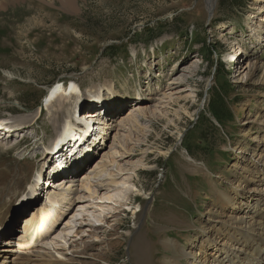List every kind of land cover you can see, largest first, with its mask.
I'll return each mask as SVG.
<instances>
[{"label": "rangeland", "instance_id": "obj_1", "mask_svg": "<svg viewBox=\"0 0 264 264\" xmlns=\"http://www.w3.org/2000/svg\"><path fill=\"white\" fill-rule=\"evenodd\" d=\"M27 1L0 9V119L25 127L17 138L10 137L15 131L5 132L8 135L5 141L10 144L6 147L0 144V184L20 165L29 175L13 203L15 217L8 229L13 228L12 239L9 247H4L9 249L4 264L16 263L12 262L14 250L22 251L18 248L23 246L24 237L18 226L31 210H26V205L33 202L28 199V190L44 167L41 165L44 150L52 152L50 149L56 144L50 146L56 125L64 117L62 113L58 116L56 107L48 113L42 106L47 89L57 82L74 81L83 94L114 84L116 97L112 101L117 104L97 105L86 95L81 98V102L85 100L82 117L85 112L100 108L101 115L110 117L113 123L99 149L93 147L98 153L93 159L96 161L103 150H109L117 132L115 125L136 104L137 90L148 94V100L139 102L145 107L157 104L163 92L192 90V97L180 101L188 115L180 113L179 136L172 125L156 117L151 122L141 121L142 127L147 125L144 143L133 145L126 137L117 135V150L120 153L129 150L120 163L144 158L148 167L138 170L137 177L132 178L140 192L127 191L133 210L126 208L119 214L120 225L115 235L121 238L109 254V264H131L130 248L137 236L143 237V243L153 244L154 239L146 232L153 227L155 212L157 224L165 225L171 217L180 222V229L185 227L179 231L172 226L166 228L169 237L191 238L194 243L204 241L201 228H197L207 221V212L213 208L205 174L220 183L221 189H230L231 185L221 175L236 173L234 165H242L238 157L254 163L261 159L258 154L264 144V2L216 0L210 13L205 0H75V12L63 11L57 3L53 6L51 0ZM259 18L263 30L255 38L248 27ZM236 47H241V55L233 64L226 56ZM244 66L247 69L242 72ZM188 94L183 92L181 96ZM102 98L110 100L105 91ZM212 107L219 110L220 120L211 112ZM36 111L39 114L33 119ZM95 121L91 126L95 127ZM87 122L80 124L81 129H85ZM126 127L131 128L128 124ZM91 131L96 132L92 128ZM119 134H124L123 129H119ZM129 136L141 134L132 129ZM76 147L64 149L65 154ZM157 150L168 154L162 156ZM58 152L59 149L53 151L49 158L65 160V155ZM79 156L72 155L82 164ZM192 166L197 167V174ZM87 169L90 166H84L77 178H82ZM48 178L45 173L40 188L46 190ZM61 178L63 175L51 180ZM23 212L26 214L21 215ZM84 217L83 221L90 224L91 218ZM186 223L193 228L186 230ZM36 228L34 222L24 240L34 239ZM158 233L159 230L157 236ZM2 261L0 258V264Z\"/></svg>", "mask_w": 264, "mask_h": 264}, {"label": "bare ground", "instance_id": "obj_2", "mask_svg": "<svg viewBox=\"0 0 264 264\" xmlns=\"http://www.w3.org/2000/svg\"><path fill=\"white\" fill-rule=\"evenodd\" d=\"M37 1L38 3H46L45 0ZM51 1L53 6L57 3V7L63 11L75 12V0ZM215 1L205 0L206 8L210 13L214 9ZM25 2L29 1L0 0V9ZM31 2H34V0ZM257 2H264V0H257ZM259 21H262V18H259L256 22H252V26L248 27V31L251 32L252 37L259 38L258 32L263 30ZM240 49L241 47H236L234 51L226 56L229 61L235 58L233 64L236 63L241 55ZM242 68H244L242 71L244 72L247 66ZM104 91L107 92L111 101L102 98ZM183 92H189L190 94L182 98L181 93ZM83 95L95 100L97 105L100 103H112L114 102L112 101L113 97H116L114 84L101 86L83 94L74 81H70L68 85L57 82L47 89L44 96L42 101L43 108L49 113L51 108L56 107L57 113H59L58 116L61 115L60 113L64 116L62 121L60 120L61 123H58L59 126L56 125V135L53 138L54 140L51 141L50 146L56 144L53 145L50 151L53 152L59 149L58 153L63 156L65 155L66 158L63 162L59 160V166H56L53 165V158H49V154L43 157L41 165L44 167H42L41 171L37 172V176L33 179V185L31 187L29 185L30 200L33 196L35 197L32 199L33 202L26 205L28 207L25 209L31 208V210L28 215L20 220L18 226L20 234H23V237L27 238L35 222L37 227L36 233L34 239L29 238L26 241L22 238V243L24 244L21 247L18 246V249H22V251L14 250L16 253L12 262L16 263L13 264H109L111 250L120 243L119 238L121 236L115 235L120 225L119 214L126 208L133 210L129 203L127 191L140 192L135 183L132 182V178L137 177L138 170L144 169L147 166L144 163V158L136 162L126 161L122 164L120 163V159L126 158L124 155L129 154V150L124 149L121 153L117 150L119 148L117 135L126 137L125 140H130L133 145L144 143L146 142V138H144L146 136L144 135H146L145 129L147 125L146 127H142L143 123L141 121L149 122L156 117L157 120H165L167 121L166 124L172 125L174 127L173 130H176L179 136L177 122L180 120V113L188 115V111L184 105H180V101L193 96L191 89L185 88L176 92L171 90L167 93L163 92L157 104L152 107H145L139 104V102L148 100V94L145 91L137 90L136 98L134 99L136 104L127 110L126 112L128 113L115 125L119 129H123L124 134H119L117 127V132L113 135V141L109 150L106 152L103 150L102 156L96 161L93 159H95L94 157L98 153L94 151L93 146L91 154L88 152L91 146L90 136H92V140H98L103 132H105V136L103 137L105 140L109 132V125L113 123H110L111 118L108 116L102 119L98 118V116L101 117L102 111L97 107V110L85 112L83 117L78 111L79 118L76 119L73 113H75L76 106L81 102V98L84 97ZM173 104L180 107L175 109L173 108ZM111 106L113 107L114 105ZM38 114L39 111H36L33 119ZM74 120L79 125L75 124ZM94 120H96L94 122L96 123L95 127L94 125L91 126V122ZM87 121L86 128L81 129L80 124ZM126 123L131 128H127ZM121 124L122 127H120ZM23 125L22 123H14L12 120L1 118L0 144H3L5 147L8 146L10 143H6L5 141L8 138L5 132L12 130L19 135L25 129ZM91 128L95 129L96 132H90ZM105 129L107 130L105 131ZM132 129L139 130L141 137L133 136V138H130L129 132ZM258 129L261 128L258 127ZM3 138L4 140H2ZM65 140L64 147L62 142ZM78 144H87V150L83 147L80 152L84 164L82 162H80L82 164H79V160L72 157V152L69 155L70 157L64 152V149L69 150L72 145L77 146ZM259 150L258 155L261 159L258 162L254 163L249 161V159L238 157L242 165L238 163L234 165L236 173L221 175V178L227 179L228 185H231L230 189H221L220 183L215 182L209 177L207 178V174H205L204 178H206L205 180L210 187H208L211 200L210 205L213 208L207 212V221L204 224L201 222V225L197 228H201L204 241L194 243L195 241L191 238L184 240L181 236H178V238L169 237L166 228L172 226L173 229L179 231L183 228L185 230V227H181L180 229V222H177V219H171V217L167 219L165 225L157 224V213L155 212L152 213L155 219L153 227L149 228L146 232L149 238L154 239V242L152 241L153 244L151 245L148 242L146 243V241L143 243L141 241L142 236H137L130 248L132 255L131 264H157L159 261L162 264H264V144H262ZM86 151L87 153H84ZM158 152L162 156H167L168 154V152H162L161 150ZM182 153L184 152L182 151ZM47 158L49 161L46 160ZM45 162L46 165L44 164ZM68 162L73 163L72 169L61 173L60 166H65ZM82 165L85 167L90 166V169H87L88 172L82 178H77L79 171L84 167ZM25 166L29 170L27 162ZM191 169L196 174L198 173L197 167L192 166ZM47 172L49 173L47 174ZM45 173L46 177L49 175V178L46 180L47 182H44L45 184L48 183L46 190L42 187L38 188L41 180L43 185ZM60 174L63 175V178L57 181L51 180L53 176L57 177ZM202 175L204 176V174ZM28 176L23 166L20 165L12 171L10 176L6 177V179L4 178L0 184V258L3 259L1 264L5 263L4 259L8 256L5 253L9 251V249H5L4 247H9L10 240L12 239L11 229L13 230V228L8 229L11 227L10 225L13 221L11 219L15 217L12 211L14 208L13 203L17 199L19 192L23 190V185L27 183ZM59 190L62 193H59ZM39 191L41 192L40 194H38ZM39 197H42V199H39ZM94 200H96L95 203L93 202ZM88 202H91V205ZM25 212L21 215H25ZM84 216L91 218L89 220L90 224L83 221L85 220ZM109 220L113 221L112 225L109 224ZM185 225L187 226L186 230L193 228L190 224L186 223ZM61 226L62 228L59 230ZM158 226H161V228L159 229ZM157 230H159L158 236ZM188 232L190 233V231ZM109 236H114V240L109 238ZM157 248L159 249L158 253L156 252Z\"/></svg>", "mask_w": 264, "mask_h": 264}, {"label": "trees", "instance_id": "obj_3", "mask_svg": "<svg viewBox=\"0 0 264 264\" xmlns=\"http://www.w3.org/2000/svg\"><path fill=\"white\" fill-rule=\"evenodd\" d=\"M217 99V98H216ZM218 101H220V99L218 98ZM213 108V109H212ZM211 108V112H213V114L215 115V117L217 118V120H220V119H218V117L217 116H219V113H218V111H217V108H214V107H212ZM223 108H225V106H223Z\"/></svg>", "mask_w": 264, "mask_h": 264}]
</instances>
